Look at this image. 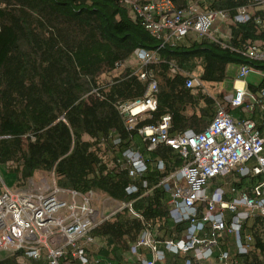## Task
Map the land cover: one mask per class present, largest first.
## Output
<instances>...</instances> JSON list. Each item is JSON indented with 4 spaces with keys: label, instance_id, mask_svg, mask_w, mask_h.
<instances>
[{
    "label": "trees",
    "instance_id": "trees-1",
    "mask_svg": "<svg viewBox=\"0 0 264 264\" xmlns=\"http://www.w3.org/2000/svg\"><path fill=\"white\" fill-rule=\"evenodd\" d=\"M171 1L177 9L198 4L230 18L252 4ZM249 43L264 46V27L254 22L231 26L230 40L221 43L190 33L173 45L150 34L121 0H0V165L9 167L20 189L37 173H45L53 174L61 189L133 203L145 222L179 238L185 224L171 225L165 195L154 189L173 170L174 161L175 167L182 165L179 155L158 147L148 157L147 172L133 179L124 153L142 152L143 144L147 152L139 130L166 115L172 119V136L203 132L216 112V98L205 85L224 83L231 66L264 71V63L245 55ZM137 50L159 58L143 69L147 81L130 68L113 77L117 64ZM200 67L203 86L187 88L188 76ZM151 80L158 86L157 111L129 130L117 107L144 98ZM158 159L165 163V172L157 169ZM144 183L154 193L143 196ZM130 186L141 192L128 195ZM143 228L125 210L103 223L94 236L103 244L102 255L120 262L128 251L126 238L136 241ZM263 228L255 224L258 245ZM0 264L20 263L14 255L0 258Z\"/></svg>",
    "mask_w": 264,
    "mask_h": 264
},
{
    "label": "built area",
    "instance_id": "built-area-1",
    "mask_svg": "<svg viewBox=\"0 0 264 264\" xmlns=\"http://www.w3.org/2000/svg\"><path fill=\"white\" fill-rule=\"evenodd\" d=\"M251 1L230 18L198 4L177 9L171 0H121L150 34L173 45L190 33L221 43L230 40L231 26L254 22L264 27V0ZM245 55L264 63V46L249 43ZM129 60V68L147 81L143 69L159 58L137 50ZM127 62L117 64L112 76L127 69ZM171 73L176 75L177 69L172 67ZM253 75L260 80L252 88L248 79ZM188 77L187 88L203 86L195 74ZM233 88V94L216 100L215 116L201 133L172 136L170 115L139 130L148 153L166 146L183 161L154 187L165 195L171 225L185 224L179 238L145 222L133 203L108 198L113 208L108 214L101 212L98 194L61 189L52 174V179L33 178L23 189L0 194V258L16 255L20 264H264V232L258 245L254 230L255 224L264 226V71L238 67ZM157 95V83L151 80L144 98L118 105L129 130L157 111ZM124 157L131 178L147 172L144 153L127 150ZM159 170L166 168L162 165ZM142 188L143 196L154 193L146 183ZM126 192L141 191L130 186ZM125 210L144 228L136 241L126 238L128 251L117 262L102 255L103 244L94 231Z\"/></svg>",
    "mask_w": 264,
    "mask_h": 264
},
{
    "label": "rangeland",
    "instance_id": "rangeland-1",
    "mask_svg": "<svg viewBox=\"0 0 264 264\" xmlns=\"http://www.w3.org/2000/svg\"><path fill=\"white\" fill-rule=\"evenodd\" d=\"M218 25V24H216ZM132 65L131 61L129 60L126 64H125V68H129ZM197 77H200V72H198L197 74H195ZM232 71L228 70V78L224 83H217V84H207L205 85L206 91L207 93L215 98H218V95H220L221 93L223 95H229L230 93L233 92V80H232ZM252 76L250 77V81H251ZM43 177H47L52 179V174H45V173H37L34 176V179L39 180ZM16 179L14 177L13 174L10 173L9 167L8 166H4V165H0V194L4 192V186H6V188L11 191V192H15L18 191L20 188L16 187ZM99 197L96 198L97 202V208L101 211V212H105V213H110L112 210V206H108V198L103 196V195H98Z\"/></svg>",
    "mask_w": 264,
    "mask_h": 264
},
{
    "label": "crops",
    "instance_id": "crops-1",
    "mask_svg": "<svg viewBox=\"0 0 264 264\" xmlns=\"http://www.w3.org/2000/svg\"><path fill=\"white\" fill-rule=\"evenodd\" d=\"M228 70H231L232 71V80H234L235 79V76H236V74H237V71H238V67L237 66H231ZM201 71H202V68L200 67L199 69H198V71L195 73V74H197L198 72H200V74H201ZM251 77V76H250ZM250 77H249V79H248V84H250L252 87L255 85V84H257V83H259V80H260V78L259 77H257V76H255V75H253L252 76V78H251V81H250ZM233 92H234V88H233ZM233 92L232 93H230V94H233ZM219 96H224L222 93L220 94V95H218V97ZM222 97L221 98H216V100L217 99H222ZM234 115H238V114H236V113H234ZM144 144L142 145V149H143V151L141 152V151H139V150H137V151H139V152H141V153H144L145 155H146V157L148 156L149 157V155L151 154V153H148V152H144ZM133 150H136V149H133ZM180 157V156H179ZM180 159H181V157H180ZM182 160V159H181ZM159 162H161V163H163V164H159ZM175 162V161H174ZM174 162H173V164H172V166H173V170L175 169V168H178V167H175V164H174ZM182 164H183V161H182ZM165 166V168L167 169V167H166V165H165V163L163 162V160H161V159H158L157 160V163H156V167H157V169L159 170L160 169V167L161 166ZM182 166V165H181ZM160 171V170H159ZM16 183V182H15ZM4 191H6V190H8L7 188H6V186H4ZM9 191V190H8ZM111 199V198H110Z\"/></svg>",
    "mask_w": 264,
    "mask_h": 264
}]
</instances>
